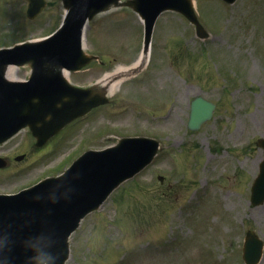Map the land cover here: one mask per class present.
<instances>
[{"label": "rangeland", "instance_id": "1", "mask_svg": "<svg viewBox=\"0 0 264 264\" xmlns=\"http://www.w3.org/2000/svg\"><path fill=\"white\" fill-rule=\"evenodd\" d=\"M26 8L25 0L0 2V45L42 37L64 13L62 0H48L33 19ZM196 10L209 38L200 39L181 14L162 15L144 78L121 89L116 104L95 111L73 131L67 128L61 136L67 138L52 145L54 153L0 173V192L15 191L114 137L154 135L167 148L83 220L67 264H243L246 230L264 238V203L250 201L263 157L256 142L264 137V0H197ZM143 31L132 9L99 14L87 27L86 43L105 63L95 61L71 80L92 83L119 63H131L142 49ZM17 74L26 77L29 67ZM198 94L218 108L193 132L186 124Z\"/></svg>", "mask_w": 264, "mask_h": 264}, {"label": "water", "instance_id": "2", "mask_svg": "<svg viewBox=\"0 0 264 264\" xmlns=\"http://www.w3.org/2000/svg\"><path fill=\"white\" fill-rule=\"evenodd\" d=\"M117 1L64 0L67 17L50 41L0 51V139L48 114L64 123L104 101L99 95L80 101V93L86 97L90 90L79 92L70 87L61 75V68H74L85 61L81 37L87 19ZM130 4L146 20L147 40L157 16L165 9L178 10L197 23L192 0H132ZM30 59L36 75L29 83L5 79V64ZM67 93L72 94V101H64ZM214 107L202 98L195 99L189 127L199 128L211 117ZM142 144L146 149L140 152ZM156 147L157 143L149 139L126 138L113 147L85 153L58 178L48 179L18 195L0 196V264H64L68 237L79 219L99 206L120 181L144 166ZM248 241L245 250L251 248ZM259 252L258 249L256 260ZM246 260L249 264L256 262L248 257Z\"/></svg>", "mask_w": 264, "mask_h": 264}, {"label": "bare ground", "instance_id": "3", "mask_svg": "<svg viewBox=\"0 0 264 264\" xmlns=\"http://www.w3.org/2000/svg\"><path fill=\"white\" fill-rule=\"evenodd\" d=\"M148 59L149 51L142 53L136 60V62H134L132 65H117L113 72L106 73L103 78L100 79V84L104 85L108 89L109 93H114L121 86L122 80L141 70L143 66L145 67ZM6 69V74L9 79H19V77L17 76V71L19 69L18 67L7 66ZM61 73H65V75L68 77V72L66 70L61 69Z\"/></svg>", "mask_w": 264, "mask_h": 264}]
</instances>
